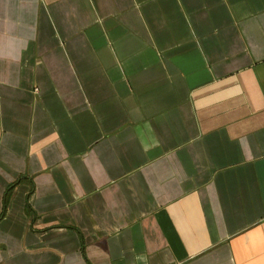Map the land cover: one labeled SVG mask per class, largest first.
<instances>
[{"label":"crops","instance_id":"0c3cea01","mask_svg":"<svg viewBox=\"0 0 264 264\" xmlns=\"http://www.w3.org/2000/svg\"><path fill=\"white\" fill-rule=\"evenodd\" d=\"M0 264H264V0H0Z\"/></svg>","mask_w":264,"mask_h":264}]
</instances>
